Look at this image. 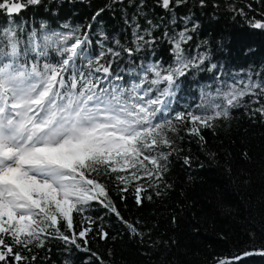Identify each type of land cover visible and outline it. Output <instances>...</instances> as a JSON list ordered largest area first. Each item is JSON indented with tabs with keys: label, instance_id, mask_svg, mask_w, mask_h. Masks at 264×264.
<instances>
[{
	"label": "snow or ice",
	"instance_id": "obj_1",
	"mask_svg": "<svg viewBox=\"0 0 264 264\" xmlns=\"http://www.w3.org/2000/svg\"><path fill=\"white\" fill-rule=\"evenodd\" d=\"M154 2L168 14L166 21L154 22L148 0H111L86 25L65 23L50 29L42 22L39 29L27 30L16 17L44 0H0L5 17L0 24V264H36L38 258L56 264L47 247L51 241H59L67 254L61 264H74L73 250L88 254L83 264H108L88 246L95 221L84 214L93 202L141 242L145 236L121 215L108 182L114 181L120 193L131 187L135 203L142 205L153 197L143 195L147 188L139 181L146 179L156 196L165 194L161 183L169 158L179 151L180 131L203 143L202 130L226 120L232 109L245 106L264 118V79L251 73L231 82L223 79L221 66L211 62L208 41L190 44L199 25L190 14H177L189 0ZM197 2L201 8L207 4ZM256 3L261 19L249 18L245 9L254 11L252 3H229L228 8L251 27L264 29V0ZM107 9L122 13L126 42L114 38L108 44L107 33L94 31L93 24ZM179 24L183 27L177 30ZM161 41L169 44L170 61L139 59L137 54L146 50L155 55ZM125 55L128 66L121 68ZM194 71L213 73L216 87L201 88L195 109L177 111L171 104L178 82ZM183 162L190 166L192 160L185 156ZM75 214L88 226L77 231ZM171 219L175 223L177 217ZM97 236L109 238L102 227ZM38 249L45 250L44 257ZM253 255L264 257V248L216 264Z\"/></svg>",
	"mask_w": 264,
	"mask_h": 264
},
{
	"label": "trees",
	"instance_id": "obj_2",
	"mask_svg": "<svg viewBox=\"0 0 264 264\" xmlns=\"http://www.w3.org/2000/svg\"><path fill=\"white\" fill-rule=\"evenodd\" d=\"M108 3L111 0H44L39 6L23 9L16 20L27 30L39 29L42 22L50 29H59L65 23L86 25L95 12ZM229 3L239 6L252 3L254 11L245 9L249 18H262L261 6L256 0H207L203 8L197 0H189L187 7L177 9V14L180 17L190 14L199 25L190 44L208 41L211 62L221 66L223 79L231 82L233 77L239 79L249 73L256 79H264V29L251 27L247 19L229 10ZM148 5L154 22L168 19V14L155 6L154 0H148ZM131 11L129 9V14ZM4 21L5 17L0 15V24ZM182 27L183 24H179L177 30ZM93 29L107 33L108 44L114 38L126 42L129 35L122 13L114 9L105 10ZM156 34L159 35L160 30ZM92 39L95 41L96 36ZM137 56L147 61L171 60L169 44L165 41L155 46V55L146 50ZM128 59L125 55L121 68L128 66ZM178 83L171 104L177 111L187 107L195 109L200 103L201 88L211 85L214 90L216 87L213 73L206 71H194ZM261 99L264 102V98ZM201 135L203 143L198 137L180 131L179 136L183 138H177L179 151L169 158L164 183L156 181L161 183L165 194L156 196L146 179L139 181L147 188L143 195L153 198L144 199L138 206L131 187L128 192L120 193L114 181L108 182L109 196L121 215L145 233L143 242L98 203L93 202L86 211L84 215L95 221L88 233V246L108 264H216L218 259H232L244 251L264 248V118L252 115L242 106L232 109L230 116L218 120L214 128L203 129ZM185 156L191 158L190 166L184 164ZM227 169H231L230 174ZM121 195L125 197L123 200ZM173 216L177 217L175 223ZM74 225L79 231L88 223L75 214ZM101 227L108 232V239L97 236ZM173 240L175 244L171 243ZM47 247L51 248V260L61 264L67 255L61 251L63 245L51 241ZM36 251L39 257L45 256L44 249ZM73 252L74 264H83L88 254ZM36 264L47 262L38 258ZM233 264H264V257L247 256Z\"/></svg>",
	"mask_w": 264,
	"mask_h": 264
}]
</instances>
